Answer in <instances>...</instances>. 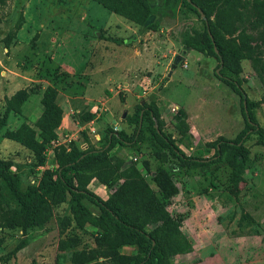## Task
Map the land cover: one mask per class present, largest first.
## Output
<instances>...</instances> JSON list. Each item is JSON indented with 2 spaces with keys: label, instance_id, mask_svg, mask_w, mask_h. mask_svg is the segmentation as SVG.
I'll return each instance as SVG.
<instances>
[{
  "label": "rangeland",
  "instance_id": "obj_1",
  "mask_svg": "<svg viewBox=\"0 0 264 264\" xmlns=\"http://www.w3.org/2000/svg\"><path fill=\"white\" fill-rule=\"evenodd\" d=\"M258 1L263 4L262 18L244 26L254 59L239 63V79L247 97L257 103L254 115L264 128V0ZM184 36L203 38L202 22L185 9L175 18L163 17L157 31L139 34L138 26L91 0H4L0 5V115L5 111V97L27 89L29 98L22 107L24 119L10 114L7 125L0 129V159L17 172L22 189L42 185L44 172L56 168L54 149L59 146L100 149L108 126L132 135L134 126L126 119L150 102L157 107L155 125L159 123L163 133L190 158L210 159L220 139L235 140L245 127L240 99L216 78L219 61L185 51ZM178 55L182 58L171 71ZM47 86L58 92L63 120L44 164L35 167L33 154L5 139L3 133L18 129L23 122L34 125ZM172 105L185 113L188 130L184 134L171 122L168 111ZM89 113L93 118L86 120ZM148 136L137 150L115 145L84 173L93 175L108 167L123 171L135 164L156 191L152 179L158 167L165 168L178 187L168 212L188 215L182 222L183 232L189 216L196 215L213 237L209 247L198 248L195 255L204 250L210 261L264 264L254 263L264 261V147L256 136L243 145L247 158L237 189L229 183L230 169L224 158L208 163L202 173L195 162L181 163ZM116 187H105L95 177L88 184L102 200L110 198ZM44 198L46 205L34 226L25 232L20 227L0 230V264H70L69 253L58 251L59 240L65 236L79 243L78 250L99 249L97 228L75 227L64 192L52 189ZM83 204L99 214L94 205ZM195 255H178L171 264L197 259Z\"/></svg>",
  "mask_w": 264,
  "mask_h": 264
},
{
  "label": "trees",
  "instance_id": "obj_2",
  "mask_svg": "<svg viewBox=\"0 0 264 264\" xmlns=\"http://www.w3.org/2000/svg\"><path fill=\"white\" fill-rule=\"evenodd\" d=\"M91 1L138 26L139 34L157 31L163 17L175 18L181 9L193 12L203 24V38L184 36L181 44L185 51L193 50L219 61L221 68H217L218 73L215 70V76L239 97L245 127L235 140L220 139L215 144L214 157L190 158L174 145L170 136L163 133L159 123L155 125L157 107L150 102L140 106L126 119L128 125L134 126L132 135L108 126L100 149L88 146L81 150L76 144H69V149L64 146L55 148L56 168L44 172L39 188L23 190L17 172L0 159V230L20 227L25 232L34 226L46 205L44 194L59 189L69 197L75 227L83 229L90 225L97 228L98 234L96 245L99 249L89 251L78 250L79 243L72 238H60L58 251L69 253L70 264H171L174 257L192 252V243L182 231V222L188 215L172 214L167 209L178 193L174 177L165 168L158 167L152 179L157 190L153 191L135 164L123 171H118L119 167H108V171L104 172L97 170L93 175H87L84 171L93 162L104 158L115 145L137 150L150 135L181 163L195 162L202 173L208 169V163L224 158L230 169L229 183L237 189L243 181L247 158L243 145L251 136H256L258 144L264 147V128L257 123L254 115L257 103L247 97L239 79V63L254 59V50L244 26L252 24L253 19L262 18L263 4L258 0ZM3 4L4 0H0V5ZM119 42L126 44L125 39ZM28 98L27 89L4 98L5 111L0 115V129L7 125L10 114L24 119L22 107ZM57 101V90L47 86L40 101L42 112L34 125L23 122L18 129L3 133L5 139L33 154L37 159L35 167L44 164L47 149L58 139L56 130L61 126L63 110ZM92 118L91 113L85 117L86 120ZM171 122L180 134L188 130L185 113L181 109ZM229 151H233V154L230 155ZM94 177L105 187L117 185L107 200H102L88 189ZM84 201L94 205L99 214L90 212ZM148 225L154 228L149 230Z\"/></svg>",
  "mask_w": 264,
  "mask_h": 264
},
{
  "label": "crops",
  "instance_id": "obj_3",
  "mask_svg": "<svg viewBox=\"0 0 264 264\" xmlns=\"http://www.w3.org/2000/svg\"><path fill=\"white\" fill-rule=\"evenodd\" d=\"M189 217L190 218H188V219L190 220V222L188 224H186V226L184 228V232H185V234H187V236L192 241V249L193 250L191 253L195 255L198 248L207 249L209 247V243H211V242L208 243V241H209L210 237H212V236L209 237L207 235L209 227L204 223L202 224V221H200L196 217V215L192 214ZM205 239H206L207 243L206 242L204 243ZM204 253H205V251L202 250L199 253H197V255H195V258L197 257V259H191L189 261L181 262L180 264H223V262H220L218 260H216V261L208 260V258L206 257V255ZM254 263H264V261H256Z\"/></svg>",
  "mask_w": 264,
  "mask_h": 264
},
{
  "label": "built area",
  "instance_id": "obj_4",
  "mask_svg": "<svg viewBox=\"0 0 264 264\" xmlns=\"http://www.w3.org/2000/svg\"><path fill=\"white\" fill-rule=\"evenodd\" d=\"M183 67L186 68V63H184ZM178 111H179V107L176 105H172L169 107L168 113L171 116V120H172L173 116L178 114ZM133 160L135 161L136 158H133Z\"/></svg>",
  "mask_w": 264,
  "mask_h": 264
},
{
  "label": "water",
  "instance_id": "obj_5",
  "mask_svg": "<svg viewBox=\"0 0 264 264\" xmlns=\"http://www.w3.org/2000/svg\"><path fill=\"white\" fill-rule=\"evenodd\" d=\"M199 12H200V11H199ZM200 13H201V12H200ZM201 16H202V18H204V15H203L202 13H201ZM215 52L217 53L216 49H215ZM181 58H182V55H178V56L175 57V59H174V61H173V65H172V67H171V71L174 70V69L176 68V65L180 62ZM218 72H219V69L216 70V73H218ZM170 74H171V72H170ZM123 117H125V114L123 115ZM112 127H113V126H112Z\"/></svg>",
  "mask_w": 264,
  "mask_h": 264
}]
</instances>
